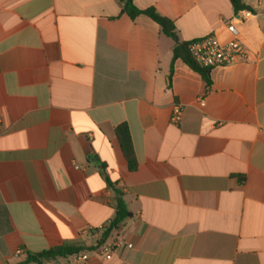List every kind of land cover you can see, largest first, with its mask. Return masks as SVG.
Wrapping results in <instances>:
<instances>
[{"label": "crops", "instance_id": "obj_1", "mask_svg": "<svg viewBox=\"0 0 264 264\" xmlns=\"http://www.w3.org/2000/svg\"><path fill=\"white\" fill-rule=\"evenodd\" d=\"M132 1L185 42L232 24L253 60L208 87L121 0H0V264L64 245L83 250L42 264H77L104 241L112 258L85 264H264V0Z\"/></svg>", "mask_w": 264, "mask_h": 264}, {"label": "trees", "instance_id": "obj_2", "mask_svg": "<svg viewBox=\"0 0 264 264\" xmlns=\"http://www.w3.org/2000/svg\"><path fill=\"white\" fill-rule=\"evenodd\" d=\"M123 7L122 13H126L129 15L131 19H135L139 15H146L151 18L154 22H156L160 28L161 32L173 40V61L177 59L183 60L189 67L193 70L200 73L206 82L207 86L211 85L210 79V70L200 66L195 59L193 58L190 52V42L181 41L178 37L175 24L169 20L158 14L155 9H139L132 0H121ZM234 8L237 11L247 10L249 9L246 5L242 3L241 0H231ZM116 135L119 139L122 151L124 156L128 162L129 169L131 171L137 168V160L135 156V151L133 148V143L131 139V135L127 125L122 124L116 128ZM129 216L125 203L122 199H118L116 205V215L113 221L110 223L109 227L103 234V239L107 238L110 232L115 230L119 224L124 221ZM83 250L82 247L76 245H64L60 247L51 248L49 250L40 252V253H28V257L24 263L35 262L38 264H42L45 261L56 260L58 258H66L69 256L76 255ZM23 264V263H20Z\"/></svg>", "mask_w": 264, "mask_h": 264}, {"label": "built area", "instance_id": "obj_3", "mask_svg": "<svg viewBox=\"0 0 264 264\" xmlns=\"http://www.w3.org/2000/svg\"><path fill=\"white\" fill-rule=\"evenodd\" d=\"M228 31L232 35V39L226 43H221L217 40L214 34H208L201 39L193 40L190 44V52L195 61L202 67L212 70L217 67H226L239 62H250L253 59L250 56V50L241 41L239 32L232 24L227 25ZM200 104H205V99H200ZM182 116V108L180 105H175L172 115V121L179 123ZM107 228L101 227L95 235L100 232H105ZM118 242L109 243L107 241L97 244L89 252L81 254L77 259V264H85L91 255H97L110 260L113 253L119 247ZM22 250L17 251V255L21 254Z\"/></svg>", "mask_w": 264, "mask_h": 264}]
</instances>
